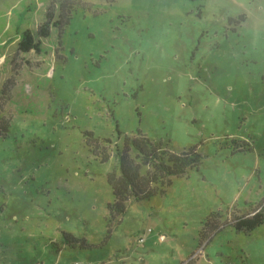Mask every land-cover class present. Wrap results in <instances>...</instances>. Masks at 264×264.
Segmentation results:
<instances>
[{
	"label": "rangeland",
	"instance_id": "obj_1",
	"mask_svg": "<svg viewBox=\"0 0 264 264\" xmlns=\"http://www.w3.org/2000/svg\"><path fill=\"white\" fill-rule=\"evenodd\" d=\"M138 133L199 165L115 216ZM263 199L264 0H0V264H264V227L201 237Z\"/></svg>",
	"mask_w": 264,
	"mask_h": 264
},
{
	"label": "trees",
	"instance_id": "obj_2",
	"mask_svg": "<svg viewBox=\"0 0 264 264\" xmlns=\"http://www.w3.org/2000/svg\"><path fill=\"white\" fill-rule=\"evenodd\" d=\"M69 4L61 5L63 14L59 15L57 21H54L53 8L49 10L46 22L35 33L24 31L19 37L18 51L24 54L32 51L42 53V43L51 36V28L58 30L60 38L71 19ZM7 132L8 128L5 126L1 133L5 135ZM116 156L118 173L113 172L108 177L114 197L109 210L115 216L123 214L129 202L147 201L163 193L171 178L183 177L190 170L197 169L200 159L196 149L173 153L161 141H152L141 133L134 138L126 137L123 148L117 149ZM260 227H264V199L252 212L236 215L229 223L221 225L219 216L209 219L201 231V237L203 240L212 239L213 235L224 228L248 235ZM64 240L67 243L76 242L67 234L64 235Z\"/></svg>",
	"mask_w": 264,
	"mask_h": 264
},
{
	"label": "built area",
	"instance_id": "obj_3",
	"mask_svg": "<svg viewBox=\"0 0 264 264\" xmlns=\"http://www.w3.org/2000/svg\"><path fill=\"white\" fill-rule=\"evenodd\" d=\"M148 232H151V230H149ZM164 237H160V241H163ZM140 242H143V240L141 239Z\"/></svg>",
	"mask_w": 264,
	"mask_h": 264
}]
</instances>
